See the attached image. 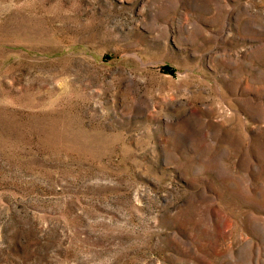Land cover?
Returning <instances> with one entry per match:
<instances>
[{
  "label": "rangeland",
  "instance_id": "1",
  "mask_svg": "<svg viewBox=\"0 0 264 264\" xmlns=\"http://www.w3.org/2000/svg\"><path fill=\"white\" fill-rule=\"evenodd\" d=\"M0 264H264V0H0Z\"/></svg>",
  "mask_w": 264,
  "mask_h": 264
}]
</instances>
